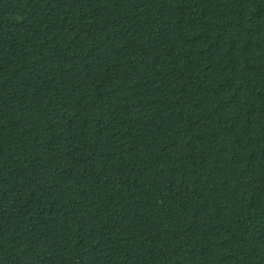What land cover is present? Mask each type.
<instances>
[{"label":"trees","instance_id":"16d2710c","mask_svg":"<svg viewBox=\"0 0 264 264\" xmlns=\"http://www.w3.org/2000/svg\"><path fill=\"white\" fill-rule=\"evenodd\" d=\"M0 264H264V0H0Z\"/></svg>","mask_w":264,"mask_h":264}]
</instances>
